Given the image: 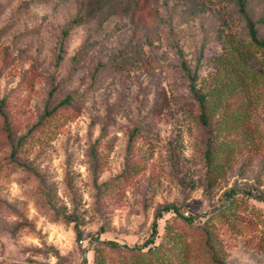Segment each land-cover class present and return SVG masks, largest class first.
<instances>
[{"label":"rangeland","instance_id":"obj_1","mask_svg":"<svg viewBox=\"0 0 264 264\" xmlns=\"http://www.w3.org/2000/svg\"><path fill=\"white\" fill-rule=\"evenodd\" d=\"M245 16L264 41V0H0V264H264Z\"/></svg>","mask_w":264,"mask_h":264},{"label":"trees","instance_id":"obj_2","mask_svg":"<svg viewBox=\"0 0 264 264\" xmlns=\"http://www.w3.org/2000/svg\"><path fill=\"white\" fill-rule=\"evenodd\" d=\"M238 4H239V10L241 12H244V0H238ZM245 18H246V21H247V25H248L249 34H250L251 39L255 42V44L264 47V41L258 39L257 36H256V30H255V27H254V21L249 16H245ZM192 91L195 94V96L198 98V101L200 103V107H201L200 120H201V122L203 124L207 125V120H206L205 115H204V105H203L204 95L201 94V93H198L197 90L193 86H192ZM63 100H61V102ZM49 112H50V110L46 109L44 114L45 115H48ZM210 151L211 150H210V145H209V147H207V149L205 151V154L207 155V157L209 156ZM234 192H235L234 189H230L229 194L230 193L232 194ZM257 196H258L259 199H262V200L264 199V194H262V193H259ZM170 207H171V205H170ZM168 208H169V206H166L165 207V209H168ZM158 216H161V210L160 209L155 213V217L152 220V223H151V231H150L149 237H148V239H147L146 242H152V241H154V238H155V236L157 234L156 218ZM186 220L191 222L192 221V218L191 217H187ZM109 243L114 244V245H118L117 242L112 241V240H110ZM125 246H127V245H125Z\"/></svg>","mask_w":264,"mask_h":264}]
</instances>
